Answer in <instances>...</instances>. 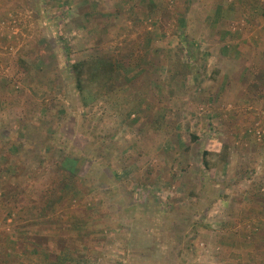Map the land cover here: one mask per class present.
I'll list each match as a JSON object with an SVG mask.
<instances>
[{
	"label": "rangeland",
	"instance_id": "obj_1",
	"mask_svg": "<svg viewBox=\"0 0 264 264\" xmlns=\"http://www.w3.org/2000/svg\"><path fill=\"white\" fill-rule=\"evenodd\" d=\"M124 1L0 0L5 230L27 264H264V84L208 63L179 6H213Z\"/></svg>",
	"mask_w": 264,
	"mask_h": 264
},
{
	"label": "crops",
	"instance_id": "obj_2",
	"mask_svg": "<svg viewBox=\"0 0 264 264\" xmlns=\"http://www.w3.org/2000/svg\"><path fill=\"white\" fill-rule=\"evenodd\" d=\"M259 1L260 0L195 1V4L201 7L205 4H207L208 7L213 6L212 13H207L204 9L199 11L196 8H192L194 2L191 3L190 7L186 1H184L183 4L185 6L181 4V6H179L181 18H194L193 14L195 18H203L202 21L213 18L211 31L206 32L205 30H201L199 34L195 36V39L198 41V44H200V50H204L203 47L207 44L208 49L213 53L214 59L211 61L208 60V63L213 61V69L217 67L220 73L222 71V79H228L229 81L227 86H239L242 88V85L257 87L258 85L264 84V30L262 29L264 25V12L261 5H259ZM123 2L125 1L123 0ZM148 3L151 4L152 2L148 1ZM149 4H147V6ZM205 68L208 69L211 68V66L206 65ZM237 71H240V83L234 80V74ZM1 116H3L2 112H0V117ZM9 149L10 148H7V150ZM221 149L222 148H219V150ZM19 150L20 149H18V151ZM12 167L14 166L11 158H0V184L18 183L20 181L21 177L15 174V170ZM4 193H6V195L9 193L8 196L13 198L12 192L5 190ZM245 193L246 192H244V194ZM225 198L230 197L219 196V200L222 203H224L223 200ZM254 207L255 206H251L248 208L252 209ZM223 208H225L224 204L223 207H216L219 212H222ZM234 212L237 214L241 213V211L237 209H235ZM243 212L246 214L253 213V211ZM8 214L6 203H0V264L5 262H12L13 264H22L24 262L27 264V254L23 253V244L17 240H23L20 236L28 232L25 231V226H20L18 224L21 221V216H19L18 219L16 218L17 223L14 225L15 227L12 231H9V229L5 230L6 227L3 224L6 222L5 216ZM12 233H15V235H12ZM45 241L48 245L52 240L50 241L49 239ZM44 246L45 244H42L40 247L43 248ZM42 251L41 249V252ZM38 252L42 261L40 250H38Z\"/></svg>",
	"mask_w": 264,
	"mask_h": 264
},
{
	"label": "built area",
	"instance_id": "obj_3",
	"mask_svg": "<svg viewBox=\"0 0 264 264\" xmlns=\"http://www.w3.org/2000/svg\"><path fill=\"white\" fill-rule=\"evenodd\" d=\"M261 4H262V6H263V8H264V0H261Z\"/></svg>",
	"mask_w": 264,
	"mask_h": 264
}]
</instances>
